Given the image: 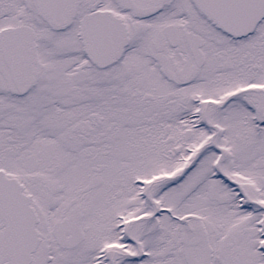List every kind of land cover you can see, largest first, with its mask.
Returning <instances> with one entry per match:
<instances>
[{
  "label": "snow or ice",
  "instance_id": "6c2138e0",
  "mask_svg": "<svg viewBox=\"0 0 264 264\" xmlns=\"http://www.w3.org/2000/svg\"><path fill=\"white\" fill-rule=\"evenodd\" d=\"M0 264H264V0H0Z\"/></svg>",
  "mask_w": 264,
  "mask_h": 264
}]
</instances>
